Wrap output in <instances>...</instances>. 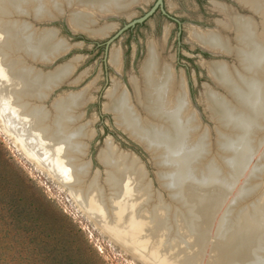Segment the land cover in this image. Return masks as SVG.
Returning a JSON list of instances; mask_svg holds the SVG:
<instances>
[{"label": "bare ground", "instance_id": "1", "mask_svg": "<svg viewBox=\"0 0 264 264\" xmlns=\"http://www.w3.org/2000/svg\"><path fill=\"white\" fill-rule=\"evenodd\" d=\"M147 1L0 0L1 129L143 264H264V0H235L246 15L214 2L224 20L188 31V43L222 59L203 64L219 90L205 86V125L183 74L163 56L166 28L147 43L133 92L119 82L106 92L105 110L148 153L157 190L138 158L110 139L97 155L103 172L91 175L88 90L53 99L76 62L47 70L71 46L40 25L63 17L75 33L107 37L108 19H129ZM109 58L119 73L120 51Z\"/></svg>", "mask_w": 264, "mask_h": 264}, {"label": "rangeland", "instance_id": "2", "mask_svg": "<svg viewBox=\"0 0 264 264\" xmlns=\"http://www.w3.org/2000/svg\"><path fill=\"white\" fill-rule=\"evenodd\" d=\"M224 3L237 13L246 12L229 0H148L132 12L131 18L108 19L115 27L106 37L93 38L71 33L63 17L40 29L52 28L70 46V50L54 67L74 61L75 68L65 85L56 91L53 99L64 91L88 90L83 123L94 136L89 147V158L94 171L103 167L97 155L106 140L120 152L136 156L154 181L155 170L148 153L135 144L115 123L113 115L105 110V94L114 82L124 85L129 92L132 76L138 75L149 41H158L168 29L163 56L172 63L176 74H183L189 100L205 125L208 117L203 101L205 86L219 91L209 80L203 64L222 59L202 52L188 43L191 27L203 30L213 28L224 20L211 5ZM214 7V8H213ZM133 21L131 24L130 22ZM130 24V25H129ZM118 49L121 70L116 73L110 63V54ZM230 61V59H223ZM120 74V75H119ZM77 80L74 87L69 83ZM130 89V90H129ZM86 100V95H83ZM88 158V159H89ZM214 228V226H213ZM213 229L211 236L213 235ZM0 264H143L128 246L116 243L102 228L93 224L74 203L67 190L30 162L9 140L0 126Z\"/></svg>", "mask_w": 264, "mask_h": 264}, {"label": "water", "instance_id": "3", "mask_svg": "<svg viewBox=\"0 0 264 264\" xmlns=\"http://www.w3.org/2000/svg\"><path fill=\"white\" fill-rule=\"evenodd\" d=\"M230 2H232L233 4H235L238 8H239V10H241V11H244V12H246L247 14H249L250 12L248 11V10H246V9H244L243 7H241L235 0H229ZM161 4V0H157V3H156V6H158V5H160ZM118 18H120V17H118ZM118 18H115V19H118ZM56 19H59V18H56ZM55 19V20H56ZM64 19V18H63ZM110 19H114V18H110ZM65 20V19H64ZM133 21H131L130 23L131 24H133L132 23ZM65 25H66V27H67V29L71 32V33H74L69 27H68V25H67V23H66V21H65ZM130 25V24H129ZM78 34H83V33H79V32H77ZM76 33V34H77ZM84 35V34H83ZM86 35V34H85ZM86 36H88V35H86ZM200 49V48H199ZM202 52H205V53H207L208 55H210L211 56V54L208 52V51H205V50H202V49H200ZM62 56V55H61ZM59 57V58H57L55 61H52V63H51V65L52 66H54L55 64H56V62H57V60H59V59H61L62 57ZM51 66V67H52ZM59 88H57L56 90H58ZM128 138H130V137H128ZM131 139V138H130ZM135 144H137V145H139L141 148H142V151L144 152V153H146V151L143 149V147H142V145L141 144H139V143H137L135 140H133V139H131ZM90 143H91V141H90ZM90 143H89V147H90ZM88 151H89V149H88ZM92 169V168H91ZM93 172H94V169H92V172H91V175L93 174Z\"/></svg>", "mask_w": 264, "mask_h": 264}, {"label": "flooded vegetation", "instance_id": "4", "mask_svg": "<svg viewBox=\"0 0 264 264\" xmlns=\"http://www.w3.org/2000/svg\"><path fill=\"white\" fill-rule=\"evenodd\" d=\"M214 2H217V1H211V5H213ZM218 4H222V5H225L224 3H220V2H217ZM215 6V5H213ZM227 6V5H226ZM229 7V6H228Z\"/></svg>", "mask_w": 264, "mask_h": 264}]
</instances>
